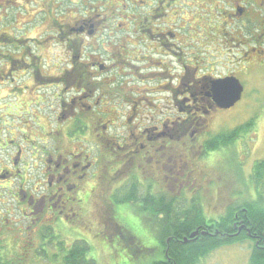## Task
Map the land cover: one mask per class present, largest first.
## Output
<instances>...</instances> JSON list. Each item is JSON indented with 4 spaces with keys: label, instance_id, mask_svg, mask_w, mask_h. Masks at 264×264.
Here are the masks:
<instances>
[{
    "label": "flooded vegetation",
    "instance_id": "obj_1",
    "mask_svg": "<svg viewBox=\"0 0 264 264\" xmlns=\"http://www.w3.org/2000/svg\"><path fill=\"white\" fill-rule=\"evenodd\" d=\"M78 4L83 8V17L81 15L73 17L68 12L64 20L57 24L59 33L56 32V35H65V41L62 36L64 43L73 40L75 44L80 43V45L76 44V50L69 52L66 68L57 77L58 79L51 77L50 73L44 70L43 63L48 58L44 49L46 44L42 42L44 34L32 35L31 30H27L22 36H16L8 31H0V45L9 46L17 53L16 55L0 53V57H11L10 60L17 63L18 70L8 72V77L12 81L11 87L15 89L13 94L15 100L19 98L18 93L21 91L16 78H27L31 86H35L36 79L41 80L43 85L55 81L61 89V105L57 107L55 117L53 115L54 126L47 127L50 119L47 122L45 118H40L41 114L37 113L41 110L40 103L31 102L22 114L30 120L21 118L19 106L15 104L16 111L12 108L8 114L16 116L17 120L21 121L22 127L15 125L14 132L9 131L11 140L3 143L8 147L9 143L14 144L20 139L30 148L29 151L26 146H16L15 152L8 155L10 163L7 166L0 164V190L9 189L10 200L15 204V209L6 210V214L19 212L20 205L26 207L24 216L25 219L30 220L31 234L38 235L37 238L40 237L42 242L39 248L33 247L35 239L32 242V238L27 244L37 253L49 252L45 247L51 245L53 242L51 239L54 238L49 235L50 231L59 238L61 235L56 232L57 227L74 231L78 222H82L83 215L91 216L94 211L99 216L103 206L115 207L119 201L126 202L133 199L142 208L152 205L155 210L160 206L163 207V203L171 206H179L182 203L186 210L196 206L201 193L207 194L208 191L201 178L203 170L200 164L204 163L207 166L206 159L216 155L214 152H206V144L222 131V125L216 130L213 123L220 122L219 117L232 113L244 99L243 93L241 101L233 108L220 109L214 102L213 87L218 81L229 77L242 82V75L256 70L262 74L264 71V0H79ZM40 7L37 12L46 15L47 7L45 5ZM129 9L150 11L144 16L142 14L143 20L147 21L148 16H151L149 19L152 20L158 17L160 23L142 26L140 25L142 21L138 22L139 18L130 16L136 12L130 14ZM17 10L24 11L25 15L33 13L32 8L19 7ZM191 13L193 16L187 18ZM36 14L28 20L27 25H35L33 23ZM126 16L134 21V25L128 26L127 31L136 32L138 44L143 45L148 52L151 51L149 57L160 55L162 58H170L172 63L176 64L175 70L172 64L169 67L167 62L157 60L159 65L146 66L142 71L143 73L156 71L155 75L159 77H170L167 81H171L172 85L167 91L172 94L173 104L168 108L173 107L172 109L175 110L170 118L156 120L155 117L146 114L140 102L141 98H138L139 95L136 94L135 98H132V92L127 88L132 84L127 80L133 76L129 69L130 63L136 60L139 62L140 59L147 63L148 59L143 56L132 57L124 38L112 41V28L116 29V32H122L121 19ZM192 17H197V22ZM3 18L5 19V16ZM165 18L169 20L166 22ZM67 19L69 22H66ZM47 20L48 17L42 20V23L51 28L46 24ZM116 20H120L117 26L114 24ZM170 22L173 28L166 27ZM231 27L235 35L228 40L227 30ZM198 32L199 40L203 42L201 46L206 43V46L210 47L208 53L211 55L208 58H204L205 54H196L192 51L193 46L190 41L193 44L199 41L193 38ZM180 33L184 39L180 37ZM105 35L112 40L106 44L108 49L101 45L102 50H100L97 41ZM203 36L205 38H202ZM85 39L90 44L94 43L90 54L84 52L86 47L82 43ZM45 41L48 39L46 38ZM180 42H183V47ZM32 43L38 44L35 49ZM149 45L153 48L148 47ZM224 45H231L232 50L236 51H231V55L229 54V57L232 56L236 58L235 60H230L228 57L231 66L235 69L223 75H216V65L228 66L222 61ZM68 46L72 47L71 44ZM211 49L217 53L213 54ZM185 50L191 52L187 53ZM211 56L215 57L213 63L209 60ZM26 68L29 70H23ZM22 70L25 72L19 75ZM171 71L175 73L172 74ZM142 76L143 74H138L139 79ZM3 85L6 86L7 83ZM43 85L41 87H44ZM31 86L25 90L31 89ZM162 88L156 87L155 91L160 89L163 92ZM65 94L70 96L66 98ZM115 99L130 110L121 115L124 121L122 129H119L114 119L107 117L110 114L104 112V109L108 108ZM262 117L257 119L260 120ZM256 122L252 132H258ZM241 126L243 125L235 128ZM120 130L122 133H119ZM216 131L219 132L216 134ZM20 136L22 139L19 138ZM245 136L242 137L243 140L247 138ZM92 138L97 141H88ZM35 141L42 142V147L33 146ZM87 143L96 148L93 151L89 150ZM198 149L201 151L196 152ZM25 155L32 160L37 158L39 167L43 165L39 170L33 167L32 175L26 180L23 176L26 170L23 161ZM263 159L255 158L249 163L250 171L243 173V177L248 180L246 182L248 189L251 187L253 191L248 201L243 200V195L240 194V199H235L232 205L225 207L219 215L213 217H206L202 205L198 203L197 206L204 214L206 222L205 225L196 228L199 235L189 242L215 237L224 241L246 236L251 246L254 244L264 249V228L261 233L255 230L256 227L250 219V209L245 206V203L256 202L259 197L257 192L264 190V178L259 181L255 178L254 171L256 162ZM35 170L39 174L34 175ZM117 179L123 181L118 183ZM15 184L17 187L10 189ZM1 199L3 192L0 193V205L3 204ZM229 211L234 215L230 220L231 225L228 224L231 228L222 224L224 229L215 232L217 225L214 222L223 216L227 218ZM94 216L98 218L97 215ZM152 216L154 217V214ZM5 222L7 220L0 213L1 230ZM55 223H57L56 230ZM204 233L206 234L203 235ZM98 234H100L97 235L99 238H103V241H99L100 244L104 243L103 250L117 254L119 250L127 251V248H131L128 244L132 238L140 240V237L133 235L126 228L122 230L118 224H113L112 227L104 224L101 231L98 229ZM82 241L87 243L79 237L70 244V247L66 242L62 244L66 245L65 248L61 246L69 251ZM16 246L19 252V245ZM148 247L143 241L133 249H136L137 255H141L145 250L152 249ZM17 249H14V252ZM6 253L12 256L13 251L11 248H5L0 237V259L4 260ZM129 255L132 258L136 257L132 253ZM14 260L7 261L17 264V258ZM152 264H171V261L165 254Z\"/></svg>",
    "mask_w": 264,
    "mask_h": 264
},
{
    "label": "rangeland",
    "instance_id": "obj_2",
    "mask_svg": "<svg viewBox=\"0 0 264 264\" xmlns=\"http://www.w3.org/2000/svg\"><path fill=\"white\" fill-rule=\"evenodd\" d=\"M78 2L79 0H0V31H8L9 33L16 36H22L24 33H26L25 31L27 30H31L32 35H39L40 33L44 34L42 42H45L46 44L44 49H46L45 54L48 56L47 61L43 63L45 67L44 70L49 72L51 77L57 78L66 68V60H68L67 56H69V52L71 50H76V44L80 45V43L75 44L74 40L72 42L66 41L67 44L64 43V41L66 40V36L62 35L64 39L63 41L61 35H56V32L59 33V27L57 24L64 20L68 12V14H72L73 17L79 15L83 17L84 11L83 8L78 4ZM42 5H45L47 7L45 9L47 12L46 15L37 12ZM138 6H140L139 2ZM19 7L32 8L33 13L31 15H25L24 11L22 12L20 10H17V8ZM129 11L130 14H132L133 11L136 12V14L130 16L139 18L138 22H142L141 24H137H140L142 26H147L149 24L152 26V24L154 23H160V21H158L160 20L158 17L152 20L149 19V17L151 16H148V22L143 20V16L147 14V12L150 13V11H144L142 9H129ZM49 13H51V15ZM35 14L36 18L35 22L33 23L35 25H27L28 20H30L32 17H35ZM191 15L193 16V13L188 14L187 18H191ZM4 16L5 19L3 18ZM47 17L48 20L46 21V24H49L51 28H48L42 23V20L46 19ZM194 18L193 19L197 22V17ZM165 19V21L167 22V20L171 19V16L169 19ZM22 22L24 23L22 24ZM66 22H69L68 19L66 20ZM119 23L120 20H116L114 22L115 26H117V24ZM131 25H134V21L128 19V17L126 16L124 19H121L120 28L122 32H116V29L112 28L111 37L113 40L110 39L109 36L105 35L104 38L98 39L97 45H99L100 50H102L101 45H104V48L108 49L106 44L109 40L115 42L116 40H121L124 38L129 45L128 49L131 51L132 57L143 56V58L148 59L147 63L142 62L143 59H140L139 62H137L136 60V62L130 63L131 65H129V69H131V74L134 77L131 76L130 79L127 80L128 82H132V84L128 85L127 88H129L128 90H131L132 98H135L136 94L139 95L138 98H141L140 102L142 103V107L146 114L155 117L156 120H161V118L165 120L172 117V115H174L175 113V110L172 109L173 107L168 108L173 104L172 94L167 91V89L172 85V82L170 80V82L167 81L170 77H159L158 75H155L156 71L153 73L150 71H145L143 73L142 71L146 66L151 67L156 64L159 65L157 63V60L167 62V66L169 67L172 64V67L174 69L176 68V64L172 63V60L170 58H162L160 55L149 57L151 55V51L148 52L146 48L143 47V45L138 44V39H136V32L133 31L129 33L127 31L129 29L128 26ZM166 27L173 28L172 22H170ZM234 27L236 28V26ZM232 28L233 27L227 30V33L229 34L228 40H230L231 37L235 35ZM152 29H155V27H152ZM199 34L200 33L198 32L197 35H195L193 38L199 40ZM180 37L184 39L182 33H180ZM46 38L48 39V41H45ZM202 38L205 37L203 36ZM89 41H91L90 38ZM89 41L85 39L82 43L83 46L86 47L84 49V52L86 54H90V52L92 53V50L94 48V43L91 42L90 44ZM190 42L192 43V51H194V53L196 52V54H205L206 56H204V58H208L211 55V53H208V49H210V47L206 46V43L201 46L203 42L200 40L196 41V44H193L192 41ZM32 44L34 49L38 45H36V43ZM69 44H71V48L68 46ZM180 44L183 47V42H180ZM148 47L153 48L150 45ZM231 47V45H224L222 61L223 63H227L228 66H225V64L216 65V75H223L224 73L232 72L235 69L231 66V62L228 60L229 54L231 55V51L236 52L235 50H232ZM225 49H227V52H225ZM185 51L187 52V50ZM211 51L213 52V54L217 53V51L214 52L213 49H211ZM190 52L191 50H189L187 53ZM0 53H4L5 55L17 54L16 51L13 50V48L5 45H0ZM10 58L5 56L0 57V164L4 166H7L10 163V157L8 155L15 152L16 146L28 147L27 145H24L22 143V140L20 139H18L14 144L9 143L8 147L3 144L5 141L11 140L12 137L9 131L14 132L13 128L15 125H18L19 128L22 127L21 121L17 120L16 116H10V114H8L12 111V108L14 111H16L14 107L15 104L20 107L19 108L16 105V107H18L19 109L20 116H22L21 118L24 119L27 117L22 114L24 113L28 105L31 102L40 103L41 106L39 108H41V110H38L37 113L41 114L40 118H45L47 122L50 119L49 123H47V127H49L50 125L54 126L55 120L53 118V115L55 117L56 109L59 105H61V89L60 87H58L55 81H52L51 84L48 83L43 85V82H41V80L36 79L35 86H31L30 80L28 81L27 78L22 77L15 79L16 81H18V87L21 90L19 91V93L17 92L19 94V98L15 100L13 96L15 89H12L11 87L12 81L8 77V72H15L14 70H18V68H16L17 63L10 60ZM232 59L235 60L236 58L231 56L230 60ZM149 60H151L152 62H150ZM209 60H211L213 63L215 61V57L211 56ZM35 64L38 65L39 63L35 62ZM29 69L26 68L23 70ZM23 70L19 75L25 72ZM171 73L174 74L175 72L171 71ZM138 74H143V76L139 79ZM241 80V83L244 85L243 87H245V91L243 92L244 99L234 108L235 110H233L232 113L219 117L220 122L213 123V127L217 130L222 125V131H227L232 130L238 125L245 126L251 122L254 123L257 120L256 128L258 132H252L248 130L245 133V135H248V140H242L240 138V140L231 145L230 148L224 149L225 151L221 155L215 153L216 155L214 157H211V159H206L205 162L207 166L204 163L200 164V168L203 170L201 178H203L205 187H207L208 191L207 194H204V192L201 193L199 202L202 205L201 208H203V213L206 215V217L219 215V213L223 211L225 207L232 205V202L235 201V199H240V194L243 195V200L246 199V201H248V199H250L253 191L251 190V187H249L248 189V186L246 185V182H248V180L243 177V173H248L250 171L251 165L249 163H252L255 158H264V71L262 72V74H260L259 70H256V72L251 71L248 74L242 75ZM143 81H147V83H143ZM5 83H7L6 86L3 85ZM42 85L44 87H41ZM30 86L31 89L25 90ZM156 87H163V92H161L160 89L159 91H155ZM65 96L66 98H68L70 94H65ZM104 110L107 115L110 114L107 117L112 120L114 119L113 121L118 124L119 129H122L121 127L124 121L123 119H121V117H123L121 115L123 113H128L130 111L129 108H127L124 104H121L118 99H115L112 101V104H110L108 108ZM34 115L36 116V113ZM261 116L263 117L260 120L257 119V117ZM27 119L30 120L29 118ZM84 119L86 120L87 118ZM153 120L154 119H152V121ZM218 132L219 131H216V134ZM119 133H122V130H120ZM94 134L96 135L97 132ZM19 138L22 139V136H20ZM250 139L255 140L251 141ZM88 141L97 140L92 138V140ZM41 144L42 142L35 141L33 146L39 148L42 147ZM2 148L5 150H2ZM88 148L89 150L93 151L96 146L88 144ZM28 149L30 151L29 147ZM199 151L201 150H196V152ZM23 161L26 165V170H24L23 175L25 177V180L29 179L32 175L33 167L39 170L43 166L40 165L39 167L37 158L32 160L28 155H25L23 157ZM229 161L232 162L230 165H228ZM33 173L34 175L35 173L39 174V172H36V170ZM122 181V179L116 180V182L118 183H121ZM16 187L17 185L15 184L11 186L10 189H15ZM1 192H3V199H1L3 204L0 205V213L1 216L5 217V220H7V222L4 223L2 230L0 227V237L5 244V248H11V250L13 251L12 256H9L6 253L4 254V257L7 260H14L15 258H17V264H67L66 260L68 252L66 249L62 248V246L65 248L66 245L62 244L66 242L67 246L70 247V244L72 242H75L79 237L83 238L90 245V251L87 254V259H93L97 264H152L153 262L158 261L164 256V250L166 248L162 245V242L164 243V245L165 242L167 244H170L172 238L170 233L168 234L169 236L165 235L164 240L161 239V233L163 234V230L159 228V224L155 222V218L151 214L155 213L156 208L153 209L152 205L142 208L141 205H137L135 200L130 199L131 201H119V204L115 207L103 206V209L100 210L99 216L97 213L95 214L93 210V215H83L81 218L82 222H78V225L74 227V231L63 227V229L60 228L62 229V231L60 232V229L57 227V223H55L54 228L56 230L57 227L56 232L61 236L59 238L55 237V235L50 231L49 235L54 238L51 239V241H53L51 242V245L45 247L49 250V252L47 254L42 253V251H39V253H37L36 250L29 247L27 244V242L31 238L32 242L35 239V245L33 247H41L42 242L40 237L37 238L38 235L31 234V229H29L30 220L25 219L24 216L26 207L20 205L19 212L14 211L11 215L6 214V210L15 209V204H13L14 202L10 200L11 195L9 189H2L0 190V193ZM261 194L264 195L263 189L257 192V197H260ZM258 198V205L255 208L256 210L259 209L260 211L264 212V199H262L261 197L259 199ZM186 201L187 200H185L184 203H186ZM94 215H97L98 218ZM104 224L105 226L107 225L109 227H112L113 224H118L122 230L126 228V230L131 231L133 235L140 237V240H137V238H132L128 244L131 248H127V251L119 250L118 254L112 253L110 252V250L105 251L103 250L105 247L102 246L104 245V243H99L100 240L103 241V238H99L97 236L100 235L98 234V229L99 231H101L104 228ZM216 239L217 240L213 238L207 239L206 242L208 244L209 242L213 243L220 240V238ZM240 239L246 240L243 242L227 244L226 246L224 245L222 247H219L209 256H205L204 259H201L202 261H200L198 264H250V256L251 254L255 253L254 248L253 246H251V243L247 240L246 236H241ZM59 241H62V243H60ZM143 241L147 244V246L152 247V249L145 250L141 255H137L136 249H133V247H136V245H140V243ZM53 244L57 247H55ZM16 245H19V252H17L18 249ZM200 245L201 244L197 246ZM100 246H102V249ZM193 247L194 246H192V248ZM14 249H17L16 252H14ZM5 252L6 251H4V253ZM129 253H132V255L136 257L132 258Z\"/></svg>",
    "mask_w": 264,
    "mask_h": 264
},
{
    "label": "trees",
    "instance_id": "obj_3",
    "mask_svg": "<svg viewBox=\"0 0 264 264\" xmlns=\"http://www.w3.org/2000/svg\"><path fill=\"white\" fill-rule=\"evenodd\" d=\"M253 128L254 123L251 122L245 126L243 125L232 130L221 131L207 142L205 150L207 153L214 152L218 155H221L225 151L224 149L230 148V146L239 141L240 138L242 139V137L245 136V133L248 130L251 131L253 130ZM246 137L247 136H245V138ZM231 163L232 162L229 161L228 165H230ZM254 169L255 178H257L259 181H262L261 179L264 177V159L257 161ZM260 197L264 199L263 194H261ZM197 202L199 203V200H197ZM198 203L196 204V206L198 205ZM165 204L163 203V207L160 206L158 210H155L154 218L155 222L159 224V228L163 230V234L161 233L162 240H164L165 235L169 236L168 234L171 233L172 238L170 244L167 245V243L165 242L164 245V243L162 242V245L166 248L164 250V255L168 252L167 257L170 259L171 264H198L200 261H202L201 259H204L205 256H209L219 247H222L224 245L226 246L227 244L243 242L246 240L237 237L224 241L220 239L218 242H209L207 244L206 240L208 238H203L201 239V241L193 243H180V241H182L184 238H190V235L197 230L196 228L205 225V217L201 213V209L198 207L199 205L197 207H189L186 210V207L182 203H180L179 206H171L168 204L167 206ZM257 205V201L245 203V206L250 209V219L254 223L253 226L256 227L255 230H257L258 233H261L262 228H264V212L260 211L259 209L256 210L255 207ZM161 215L163 216L159 219ZM227 215V218L226 216H223L218 221L214 222L217 225L216 229L221 231L222 229H224L222 224H226L228 226V224L231 223L230 220L234 215L232 214V212L230 213V211ZM228 221L229 223H225ZM216 238L217 237L213 239L217 240ZM201 242H203L204 245ZM199 244L201 245L197 246ZM192 246L194 247L192 248ZM252 246L255 253L251 254L250 256V264H264V249L256 247L254 244ZM89 251L90 246L86 242L82 241L81 243H77L75 246L70 248L69 251H67V264H97L95 260L87 259V254ZM0 264L12 263L5 259H0Z\"/></svg>",
    "mask_w": 264,
    "mask_h": 264
},
{
    "label": "water",
    "instance_id": "obj_4",
    "mask_svg": "<svg viewBox=\"0 0 264 264\" xmlns=\"http://www.w3.org/2000/svg\"><path fill=\"white\" fill-rule=\"evenodd\" d=\"M243 92L244 87L241 82L234 77H229L227 79L218 81L213 87L214 102L220 109H231L241 101ZM216 232L218 231L216 230ZM205 234L206 233L203 235ZM198 235L199 232L195 231L190 235V238H184L182 243L186 244L189 241L194 240V238Z\"/></svg>",
    "mask_w": 264,
    "mask_h": 264
}]
</instances>
